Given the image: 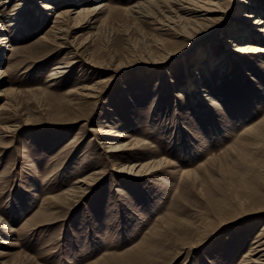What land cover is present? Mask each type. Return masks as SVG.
<instances>
[{"label":"rangeland","instance_id":"1","mask_svg":"<svg viewBox=\"0 0 264 264\" xmlns=\"http://www.w3.org/2000/svg\"><path fill=\"white\" fill-rule=\"evenodd\" d=\"M165 1L0 0V264H264V0Z\"/></svg>","mask_w":264,"mask_h":264},{"label":"bare ground","instance_id":"2","mask_svg":"<svg viewBox=\"0 0 264 264\" xmlns=\"http://www.w3.org/2000/svg\"><path fill=\"white\" fill-rule=\"evenodd\" d=\"M252 1L253 0H243L242 1V6H243L242 9L247 8L248 10H251L252 12L249 13L250 15L241 16L242 15L241 14V15L238 16V20L241 22L239 24V26H238L239 35H242L243 33L245 35L249 34L250 29L247 28V26L251 23V19L253 18L252 13H254V5L252 4ZM102 4H97V5H95V7H92L90 9H85V10L79 9V10H77L75 12V15H76V17H79L84 12L94 13L96 11H99L103 7ZM172 4H174V5L178 4L179 5L178 6V10L180 11V13L182 12L180 15L184 14L183 17L181 16L182 18H180V19L184 20L192 28H194L195 25L200 24L201 21H205V20L210 19L209 18L210 17V13L211 12H215L217 10L216 8L219 9L217 4L208 3L205 0H166L165 4H163V5L169 6V5H172ZM42 7L45 10H47V11L52 8L50 2H46V1L44 3H42ZM169 8H171V7L169 6ZM26 11H28V8H27ZM70 14H71V12H69V11L62 12V13L57 14V17L65 19L66 17H70ZM13 15H16V14H13ZM11 21L14 22L13 19H11ZM244 21H247V23H244ZM252 23H255L257 25H262L263 24L262 20L258 19V18H257V20H254ZM16 24H18V22L11 23L9 25L11 26V25H16ZM241 24H244V25H241ZM241 26H243L244 28H242ZM257 29H258V27H257ZM57 30L59 32V36H57V39H65V36H66V32L65 31H66V29L61 26V27H58ZM263 32H264V30H263ZM7 36L8 35L6 33H1L0 34V44L1 45L4 44V43H8L9 42V41H7L8 40ZM223 41L226 42L225 38H223ZM228 43H232V42L228 41ZM233 45H234V47L237 45L239 50L242 49V48L240 49L239 44L235 45L233 43ZM246 52L262 53V52H264V47L260 46V45H256L254 47L251 46V47H249L248 50H246ZM65 67H67V66H63V65H59L58 66L57 65L56 69L59 70V69L65 68ZM210 100H211L213 105H217L218 104V102L216 101L215 98H212ZM125 150L126 151L130 150L128 143L120 144L119 146L112 145L111 149L109 150V152L117 153V152H121V151H125ZM136 166H138V165L135 164V165H132L131 167L135 168ZM259 248H261V249H259ZM257 249H259V250H257ZM255 250H257V251L254 252L255 254L262 253L261 256L262 257L264 256V240L262 242L260 241L259 245H257Z\"/></svg>","mask_w":264,"mask_h":264}]
</instances>
